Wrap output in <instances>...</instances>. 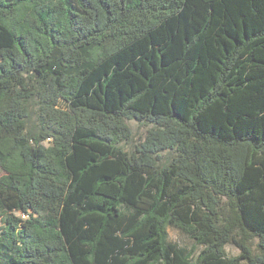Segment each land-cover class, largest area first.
Here are the masks:
<instances>
[{
	"label": "trees",
	"instance_id": "trees-1",
	"mask_svg": "<svg viewBox=\"0 0 264 264\" xmlns=\"http://www.w3.org/2000/svg\"><path fill=\"white\" fill-rule=\"evenodd\" d=\"M0 171V264H264V0H0Z\"/></svg>",
	"mask_w": 264,
	"mask_h": 264
},
{
	"label": "rangeland",
	"instance_id": "rangeland-1",
	"mask_svg": "<svg viewBox=\"0 0 264 264\" xmlns=\"http://www.w3.org/2000/svg\"><path fill=\"white\" fill-rule=\"evenodd\" d=\"M128 124L132 130V139L128 142L123 144L125 150L132 152L135 151L137 145H139L142 141H144L149 129L153 127V124L145 122V121H138L136 119L128 120ZM176 155L174 151H166L163 153V163H168L171 159ZM2 172L0 171V175ZM3 224L0 221V232ZM168 238L170 241L177 242L180 246H183L189 250H194L195 253L201 250V246H199L196 241L189 237L186 233L178 230L174 227L168 228ZM254 248L257 245V239L253 240ZM227 253L231 256L239 255L240 250L233 244H228L226 246ZM241 264H247L246 261H242Z\"/></svg>",
	"mask_w": 264,
	"mask_h": 264
},
{
	"label": "built area",
	"instance_id": "built-area-1",
	"mask_svg": "<svg viewBox=\"0 0 264 264\" xmlns=\"http://www.w3.org/2000/svg\"><path fill=\"white\" fill-rule=\"evenodd\" d=\"M25 216V215H24Z\"/></svg>",
	"mask_w": 264,
	"mask_h": 264
}]
</instances>
